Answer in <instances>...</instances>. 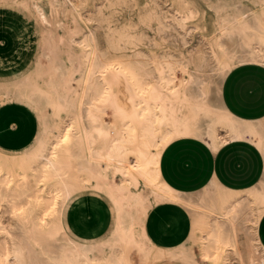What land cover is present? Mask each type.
<instances>
[{"label": "bare ground", "instance_id": "obj_1", "mask_svg": "<svg viewBox=\"0 0 264 264\" xmlns=\"http://www.w3.org/2000/svg\"><path fill=\"white\" fill-rule=\"evenodd\" d=\"M158 3L175 53L117 68L101 60L91 31L78 37L74 13L84 9L85 0L28 3L42 29L40 58L54 63L47 85L56 88L66 74L61 56L86 65V76L77 90L71 88L70 98L24 95L42 115V128L34 148L11 164V156L0 152V264H152L165 256L198 262L194 247L214 264H264L257 232L264 215V169L249 190H225L214 181L188 194L169 188L158 167L163 150L184 137L215 152L247 141L264 161V118L239 119L221 99L232 69L264 68V0L211 4L210 16L190 9L187 0ZM192 20L206 37L192 34L187 27ZM34 68L40 72V62ZM25 81L0 82V101L19 98L18 84H10ZM87 190L104 194L114 212L101 257L64 228L67 205ZM160 204L179 211L177 225L168 247L152 243L149 249L138 233L143 218L156 215Z\"/></svg>", "mask_w": 264, "mask_h": 264}, {"label": "rangeland", "instance_id": "obj_2", "mask_svg": "<svg viewBox=\"0 0 264 264\" xmlns=\"http://www.w3.org/2000/svg\"><path fill=\"white\" fill-rule=\"evenodd\" d=\"M30 1L0 0V50L3 51V53L0 52V82L6 83L21 77L26 79L25 83L12 84L14 82H11L9 88H14L18 84L16 89H18L20 97L2 100L0 101V107L7 104L23 106L33 114L36 120L35 135L27 146L18 150H5L0 147L1 153L11 156L8 157L10 160L9 164L16 157H22L24 153L34 148L41 133L42 115L24 98V95L41 92L43 94H51L54 99L58 94H64L70 98L72 96L71 90H77L86 76V65H78L75 57L61 56L66 64V74L56 88L47 85V70L53 67L54 63L53 61H46V59L40 58V52L43 48L42 29L37 18L29 9L28 3ZM187 1L190 9L210 16L209 5L236 2L238 0ZM166 4H170L169 0H166ZM160 13L161 7L158 0H85L84 9L78 10L74 14L78 18L80 25L78 37L82 40L86 33L91 31L101 60L117 68L130 63L134 64L137 60L150 57H168L175 53L174 48L168 43V38L165 36L168 27L161 20ZM194 24V20L187 22V27L191 28L192 34L194 36L202 34L206 37L205 30L199 31ZM6 40L9 41V46L7 47L5 45ZM1 41L5 44L1 43ZM60 44L58 43L57 47L63 52L65 47ZM38 62H40L41 71L35 72L34 67ZM68 83H70V87ZM58 109L59 116H63L65 109L62 107ZM16 173L19 175L20 171L16 170ZM109 177L111 176L109 175ZM9 178V174L5 173V179ZM87 195H92L93 198L100 197L104 201V205H109L112 208L104 194L94 190H87L75 196L67 205L64 216V228L77 241L95 246L93 254L101 257L105 254V251L100 245L111 234L114 212L109 218L102 216L97 220L96 225L91 227L92 218L80 208L81 200ZM97 202L99 203V201ZM158 207L159 212L156 215L149 212L143 218L141 232L138 233L140 238L143 239L146 248L149 249L152 243L159 248L168 247V238L160 240L152 230L150 226L152 218L165 216L168 219L167 223L170 228L169 235L177 225L179 211L164 204H160ZM79 219L85 221L86 224H81L78 221ZM185 221L188 224V220L185 219ZM186 231L184 236L188 237L189 226ZM195 248H193L192 253L198 259V262H195L196 264H214L211 259H205L198 249ZM166 258L165 256V258L157 259L153 264H188L180 261L166 263L164 261Z\"/></svg>", "mask_w": 264, "mask_h": 264}, {"label": "crops", "instance_id": "obj_3", "mask_svg": "<svg viewBox=\"0 0 264 264\" xmlns=\"http://www.w3.org/2000/svg\"><path fill=\"white\" fill-rule=\"evenodd\" d=\"M221 99L226 110L239 119H263L264 68L245 65L232 69L223 80ZM35 132L36 120L27 108L16 104L0 107L2 149L18 150L27 146ZM263 163L259 149L247 141L226 143L215 152L201 141L184 137L173 141L163 150L158 167L161 179L169 188L190 194L202 190L214 181L225 190H249L261 178ZM103 202L100 197L93 198L92 195L81 200V210L93 220L91 227L102 216H112V208ZM167 220L163 215L151 219L150 226L160 240L169 236ZM78 221L86 224L83 220ZM257 232L264 246V215L258 223ZM164 261L196 264L195 261L180 256L167 257Z\"/></svg>", "mask_w": 264, "mask_h": 264}]
</instances>
